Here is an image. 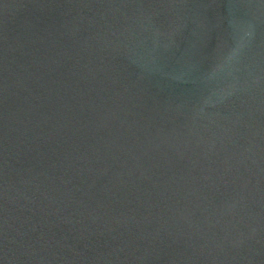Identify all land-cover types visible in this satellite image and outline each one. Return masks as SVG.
<instances>
[{
	"label": "water",
	"instance_id": "1",
	"mask_svg": "<svg viewBox=\"0 0 264 264\" xmlns=\"http://www.w3.org/2000/svg\"><path fill=\"white\" fill-rule=\"evenodd\" d=\"M0 264H264V0H0Z\"/></svg>",
	"mask_w": 264,
	"mask_h": 264
}]
</instances>
